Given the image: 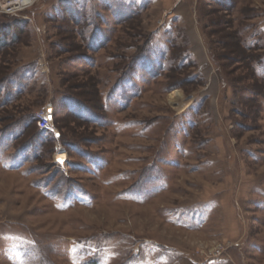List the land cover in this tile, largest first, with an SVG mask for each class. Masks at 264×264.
<instances>
[{
	"label": "rangeland",
	"instance_id": "374dc122",
	"mask_svg": "<svg viewBox=\"0 0 264 264\" xmlns=\"http://www.w3.org/2000/svg\"><path fill=\"white\" fill-rule=\"evenodd\" d=\"M6 27L0 264H264V0H38Z\"/></svg>",
	"mask_w": 264,
	"mask_h": 264
},
{
	"label": "built area",
	"instance_id": "2783aa9c",
	"mask_svg": "<svg viewBox=\"0 0 264 264\" xmlns=\"http://www.w3.org/2000/svg\"><path fill=\"white\" fill-rule=\"evenodd\" d=\"M38 0H1L0 14L19 15L33 7ZM38 127L42 130L50 128L52 123V111L50 108L36 114Z\"/></svg>",
	"mask_w": 264,
	"mask_h": 264
},
{
	"label": "trees",
	"instance_id": "16d2710c",
	"mask_svg": "<svg viewBox=\"0 0 264 264\" xmlns=\"http://www.w3.org/2000/svg\"><path fill=\"white\" fill-rule=\"evenodd\" d=\"M25 22V21H24ZM10 28V27H9ZM8 29V27H6V29H4V28H0V31L2 30V31H4L3 33H4V35H0V48H3L4 47V49L6 50V49H8L9 47H11V44H12V46H13V43H15V40L17 39V35H13L15 38L13 39V41H11V43H9L8 41H7V39H3L1 36H3L4 38H7V36L6 35H8L9 33L8 32H6V30ZM9 30V29H8ZM2 46V47H1ZM170 49L171 48H169V51H170ZM1 50V49H0ZM140 56H142V57H144L145 56V54H142V55H140ZM164 59H165V67L168 65V62H172V63H174L175 61L173 60L174 58H173V55H172V52H171V55L170 54H166L165 55V57H164ZM178 61H176V63H177ZM181 63H182V61H180ZM134 64H135V62H134ZM135 66V65H134ZM174 66L176 67V65H175V63L173 64V68H174ZM130 72L132 73L133 72V70L131 69L130 70ZM256 73H257V71H256ZM73 99V98H72ZM73 101H74V99H73ZM76 102V101H75ZM81 104H83V103H81ZM34 117V116H33ZM35 121H36V119H35ZM39 128V127H38ZM25 129H26V127H25ZM24 129V130H25Z\"/></svg>",
	"mask_w": 264,
	"mask_h": 264
},
{
	"label": "bare ground",
	"instance_id": "6f19581e",
	"mask_svg": "<svg viewBox=\"0 0 264 264\" xmlns=\"http://www.w3.org/2000/svg\"><path fill=\"white\" fill-rule=\"evenodd\" d=\"M172 99H173V104H177V105L180 106V104H178L179 103V98H178L177 95L172 96ZM56 158H59L61 160V163H63L65 161V159H66V154L65 153H60L59 156H57Z\"/></svg>",
	"mask_w": 264,
	"mask_h": 264
},
{
	"label": "water",
	"instance_id": "95a60500",
	"mask_svg": "<svg viewBox=\"0 0 264 264\" xmlns=\"http://www.w3.org/2000/svg\"><path fill=\"white\" fill-rule=\"evenodd\" d=\"M59 162H61V160H59Z\"/></svg>",
	"mask_w": 264,
	"mask_h": 264
},
{
	"label": "crops",
	"instance_id": "0c3cea01",
	"mask_svg": "<svg viewBox=\"0 0 264 264\" xmlns=\"http://www.w3.org/2000/svg\"><path fill=\"white\" fill-rule=\"evenodd\" d=\"M160 1V0H159Z\"/></svg>",
	"mask_w": 264,
	"mask_h": 264
}]
</instances>
